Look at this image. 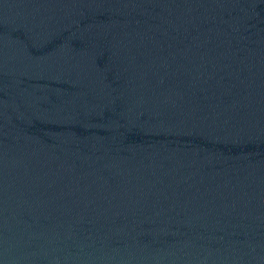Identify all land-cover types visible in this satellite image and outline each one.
Listing matches in <instances>:
<instances>
[{"label": "water", "instance_id": "water-1", "mask_svg": "<svg viewBox=\"0 0 264 264\" xmlns=\"http://www.w3.org/2000/svg\"><path fill=\"white\" fill-rule=\"evenodd\" d=\"M0 264H264V0H0Z\"/></svg>", "mask_w": 264, "mask_h": 264}]
</instances>
